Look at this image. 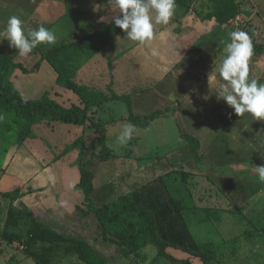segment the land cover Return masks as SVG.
I'll list each match as a JSON object with an SVG mask.
<instances>
[{"label": "crops", "instance_id": "1", "mask_svg": "<svg viewBox=\"0 0 264 264\" xmlns=\"http://www.w3.org/2000/svg\"><path fill=\"white\" fill-rule=\"evenodd\" d=\"M239 2L241 3L240 13L233 20L234 22L231 21L232 26L235 25L234 30L237 28L245 31L244 22L241 19H246L245 23L248 24L245 26L249 27L252 32L250 36L252 41L254 38L262 46L263 54L257 57L253 53L249 60V78L256 79L258 84H264V27H262L261 20L257 19L258 14L256 12L258 9H251L245 2ZM193 5L189 9L180 8L176 5L169 24L155 25L153 40L144 45L130 41L126 38V33L114 25L113 20L120 13L108 6L107 0H0V31L5 28L10 16L17 15L24 21L25 31L37 29L41 25L54 31L58 37L56 44L63 41L85 40L88 42L96 51L92 53L90 58L77 63L75 82L103 92L108 96L114 94L118 97H128L129 105L120 101L128 108V115H126L128 123H130L128 121L130 115L135 117L149 116L156 111H162V115L172 111L180 114L183 131L199 141L201 160L196 162L193 159L189 146L182 139L186 146L174 154L176 156L181 155V159L184 160L179 161L181 163H167V165L160 161L159 166L172 167L170 168L171 171L174 169L189 175L188 181L192 186V201H189L190 206H184L182 203L185 201L181 196L179 199L181 202L180 214H184L183 210H187L196 216L198 212L201 213L200 211H202L201 214L207 217L209 215H221L225 217L226 222V219H231V216H227V214L236 213V210L239 209L240 214L237 215L242 217L241 209L249 208L253 204L252 201L264 196V183L259 181L258 174L254 171V166H259L264 158V121L254 120L248 113L239 117L225 101L218 99L216 91L221 90V84L227 83L220 78L219 67L224 58L225 41L230 42L231 27L229 24L219 26L215 19L203 20L201 16V20L192 11ZM261 5L264 7V4ZM56 44H41L29 55L21 57L18 55V49L13 48L8 40L0 37V51L11 56L15 63L22 65L29 71L23 73L17 69L12 78L15 76V80L23 81L30 76L31 78H39L40 75L41 83L47 81L50 85L49 88L48 83H46L47 88L41 94L29 93L30 91L24 90L23 86L21 87L23 92L16 88L23 100H36L45 93H49L50 98L56 100L52 98L51 91H55V93L64 92L56 84L57 73L46 60L42 59V52L51 49ZM153 49L157 52L155 56L151 54ZM36 63H39L38 69L31 71ZM259 68H262L261 74H258ZM15 80L12 79L13 84ZM99 83L103 84L104 88L97 86L101 85ZM193 89L195 91H192ZM114 90L119 91V94ZM67 91L71 92H67V98L72 96L69 103L79 105L73 101H79L78 96L70 90ZM139 96L151 100V105L161 104L162 106H154L156 110L145 114V111H149V109L144 108L146 107L145 99L141 98L140 103L134 102L133 98ZM59 101L61 100H56L57 103ZM63 101H67V99ZM103 107L98 110L102 111ZM200 115L207 122L213 117L219 118L222 120V124L215 130H202L205 121L201 120ZM108 120H113L112 123H114L116 119L111 114L108 116ZM185 123L195 132L189 133L190 128H186ZM135 127L136 129L140 128ZM226 127L230 128L226 130L227 132H225ZM250 128H252L251 134L246 135L245 132ZM225 133L226 138H224ZM223 134L224 137L221 139ZM229 144L232 146L231 148ZM235 145H241L242 149L230 155ZM174 154H170L164 159L171 161L168 158ZM235 157L239 158L236 159L233 167L230 166V162H224ZM197 164L201 169L196 167ZM185 165L189 169L185 170L183 168ZM247 165H250L248 170ZM206 166L209 167L204 170L203 167ZM222 168H226L227 171H221ZM43 172L35 178L37 179L35 193L43 192L39 187L44 186L48 176L46 171L43 170ZM220 174L229 176L226 180L234 179L233 185L240 188L236 189L234 193H240V196L237 193L236 196L231 195L224 189L223 185L219 187L215 177ZM249 182L256 184L250 190L247 187ZM214 189L225 192L227 198L223 196L225 199L223 204L220 203L221 201L217 197V192L213 191ZM204 192L208 193V197L201 200V195ZM233 205L236 207L235 211ZM216 208L220 210L218 211ZM196 210H198L197 213ZM174 220L181 221L178 216ZM257 232L262 234L264 229ZM172 234L171 238L180 247L195 250L192 248L198 242L192 238L188 229L179 226ZM257 251L258 248L256 247L253 252L256 253ZM166 254L177 262L160 256L153 263L205 264L200 258L182 249L169 247L166 249Z\"/></svg>", "mask_w": 264, "mask_h": 264}, {"label": "rangeland", "instance_id": "2", "mask_svg": "<svg viewBox=\"0 0 264 264\" xmlns=\"http://www.w3.org/2000/svg\"><path fill=\"white\" fill-rule=\"evenodd\" d=\"M239 1L245 2L251 9H258L256 12L258 14L257 19L261 20L262 27H264V7L261 5L264 4V0ZM194 2L192 11L201 19V16L205 15L203 13L205 11H202L203 7L200 8L199 0H194ZM196 16L195 18H197ZM241 20L244 22L245 32L251 36L250 28L245 26L248 24L245 23L246 19ZM232 22L228 23L231 27L230 31H233L235 27V25L232 26ZM261 71L262 68H259L258 74H261ZM15 78L14 76L12 79L15 80ZM40 80V75L39 78H31L30 76L23 81L21 80L22 82L19 79L15 80L14 85L21 92L27 89L30 91H28L29 93L41 94L47 88L46 83L48 82L41 83ZM22 86L24 90L21 88ZM97 86L104 88L103 84ZM61 88L64 92H56V94L55 91H51L52 98L57 101L67 99V101L58 102L59 105L67 108L72 105L69 103L72 96L67 98V92H71ZM114 92L119 94V91L114 90ZM141 98L145 99L144 96L133 99L135 103H140ZM146 99V107L144 108L149 109V111H145V114L156 110L154 106H162L161 104L151 105V100ZM73 101L80 104L77 100ZM156 108L161 109L160 107ZM111 114L116 120L111 125L107 123L105 126L106 145L121 157L108 159L104 162L95 159L87 166L94 173L92 200L96 207H101L129 193L132 197L134 196L133 199L136 203L149 206L158 219L161 230H166L168 235L172 236V233L179 226H183L189 230L192 238L198 243H212L219 247L216 252L215 264H264V232L262 234L257 232L264 229V196L252 201L253 204L249 208L241 209L242 217L237 215L240 214L239 209L236 210V213L227 214V216H231V219H226V222L225 217L221 215H209L207 217L201 214L202 211L197 213L198 210H196V216L187 210H183L184 214H180L179 209H175V207L181 196L185 201L182 203L184 206H190L192 201V186L188 181L189 178H182L178 174L166 176L167 171L170 172L172 167L159 166L160 161L167 165V163H181L179 161L184 160L181 159V155L176 156L174 154L186 146L180 137L182 128L180 114L172 111L158 117L146 129L137 128L132 139L126 144L117 143V137L123 130V126L128 124L126 120L128 108L118 100L109 101L102 111H97L95 118L101 121H110L108 116ZM196 118L195 120H197ZM201 118L205 121L202 130H215L222 124V120L219 118L213 117L208 122L203 117ZM186 128L190 127L186 124ZM228 129L230 128L226 127L225 132ZM251 131L252 128L248 129L245 134L250 135ZM191 132L195 131L190 128L189 133ZM223 137L224 134L221 139ZM224 138H226V133ZM79 140H82V148L77 144ZM229 146L232 147L230 144ZM234 149L230 155L238 152L242 146L235 145ZM67 150L69 151L67 152ZM97 151H99L97 140L93 130L87 126L48 121H38L32 127L31 136H28L21 145L16 142L10 145L3 158L0 159V193L19 190L23 196L14 202L0 197V264H35L25 249L27 229L32 221H39L59 233L73 235L89 242L96 251H99L103 257L109 260L110 264H152L154 259H157L156 250L152 246L141 251L139 257L124 258L116 244L102 240L98 220L95 216H82L79 208L84 209L85 206L84 194L82 190L78 189L81 176L80 165L88 162L91 155ZM170 154H174V156L168 158L171 161H166L164 158ZM61 155L62 157H60ZM238 158H229V160L223 161L230 162V166L233 167ZM262 163H264V158L260 165ZM194 164L196 165V163ZM197 165L196 167L201 169L199 164ZM208 167H203V169ZM246 167L247 170L250 169V165ZM183 168L189 169L186 168V165ZM43 170L48 175L47 181L45 179L44 186L39 187L43 192L35 193L34 189L35 191L37 189V179L35 178L44 173ZM221 171L227 170L222 168ZM183 173L187 174L186 172ZM218 177L215 178L219 187L223 185L227 192L236 196L237 192H234L240 188L233 185L234 179L226 180L229 176L226 177L223 174L218 175ZM255 185L254 182H249L247 187L250 190ZM213 191L217 192V197L222 203L225 200L223 196L226 197L225 192H220L218 189ZM212 193L215 194V192ZM237 195L240 196L241 194L237 193ZM201 197V200L206 199L208 193H202ZM229 201L231 202V200ZM257 201L259 202L257 203ZM10 207L16 211H25L24 218L14 228L5 227ZM233 207L235 211L236 207L234 205ZM20 215L22 214L19 213ZM29 216L31 218H28ZM176 216L182 222L174 220ZM7 232L16 234V239L12 243L4 238ZM256 247L258 251L255 253L253 251ZM33 248L38 251L41 250L42 246L39 244ZM192 249H196L195 245ZM49 257L52 261L51 264H83L76 256L65 253L62 247H56Z\"/></svg>", "mask_w": 264, "mask_h": 264}, {"label": "trees", "instance_id": "3", "mask_svg": "<svg viewBox=\"0 0 264 264\" xmlns=\"http://www.w3.org/2000/svg\"><path fill=\"white\" fill-rule=\"evenodd\" d=\"M199 1L200 8L203 7L202 11H205L202 19H215L219 26L230 23L240 13L241 3L237 0ZM175 4L180 8L189 9L194 4V0H175ZM252 42L253 53L257 57L261 56L263 54L262 46L254 38ZM94 51L96 49L88 42L80 40L63 41L42 52V59L46 60L57 73L56 84L72 91L79 98L80 104L71 105L69 108L62 107L52 100L49 93L43 94L36 100H23L11 78L17 69L23 73L29 71L22 65L15 63L11 56L0 51V114L4 115V120L0 121V159L3 158L4 153L12 143L16 142L19 145L24 143L27 137L31 136L32 127L38 121L87 126L93 130L99 151L93 153L88 162L80 165L81 176L78 189L82 190L84 194L85 207L84 209L79 208V210L83 217L95 216L98 220L102 240L116 244L124 258L140 256L141 251L152 246L156 250V258L163 256L172 262H177L166 254V249L172 247L182 249L200 258L205 264H215L216 252L219 247L212 243H196L195 250L180 247L165 230L161 231L158 219L148 205L136 203L129 193L101 207L95 206L92 200L94 173L87 166L95 159L104 162L108 159L121 157L106 145L105 126L107 123H112L113 120L101 121L95 118V114L110 100L123 101L128 105L130 100L128 97H118L114 94L108 96L103 92L75 82L77 63L90 58ZM38 67L39 63H36L31 71H36ZM162 114V111H156L149 116L135 117L130 115L128 121L145 129ZM180 137L189 146L193 159L199 162L201 160L199 141L182 129ZM77 144L82 148V140L77 141ZM176 174L181 175L182 178L189 177L188 174L178 170L170 171L166 176ZM22 196L23 194L19 190L0 193L1 198L13 202ZM176 204L175 209L181 210V202L178 200ZM19 213L22 215L19 216ZM24 213V210L16 211L10 207L5 227H16L18 222L24 218ZM26 236L25 249L35 264H51L49 255L56 247H62L65 253L76 256L83 264H110L109 260L96 251L89 242L65 233H58L39 221H32L29 224ZM4 238L12 243L16 239V234L7 232ZM39 244L42 246L41 250L35 251L33 247ZM153 262L152 264H154ZM184 263L189 264L188 262Z\"/></svg>", "mask_w": 264, "mask_h": 264}, {"label": "clouds", "instance_id": "4", "mask_svg": "<svg viewBox=\"0 0 264 264\" xmlns=\"http://www.w3.org/2000/svg\"><path fill=\"white\" fill-rule=\"evenodd\" d=\"M108 6L118 10L120 15L113 20L114 25L126 33V38L140 45L150 43L154 38L155 25H167L175 12V0H107ZM24 21L17 15L8 18L0 37L18 49V55L27 56L39 45H54L57 34L43 25L34 30L24 29ZM224 58L219 67L220 78L227 82L216 91L218 99L230 106L241 117L245 113L254 120L264 121V84L249 78V60L253 55L250 35L240 29L230 33V42L225 41ZM157 55L155 49L151 53ZM192 91H195L193 89ZM4 115L0 114V121ZM136 131L135 125L128 123L117 137V143L126 144ZM260 182L264 183V163L254 166Z\"/></svg>", "mask_w": 264, "mask_h": 264}, {"label": "built area", "instance_id": "5", "mask_svg": "<svg viewBox=\"0 0 264 264\" xmlns=\"http://www.w3.org/2000/svg\"><path fill=\"white\" fill-rule=\"evenodd\" d=\"M253 1V0H252Z\"/></svg>", "mask_w": 264, "mask_h": 264}]
</instances>
